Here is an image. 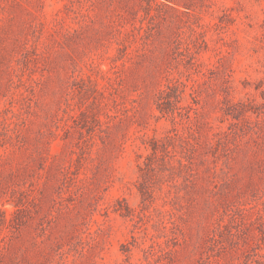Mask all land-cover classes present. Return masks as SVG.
Instances as JSON below:
<instances>
[{
    "label": "rangeland",
    "instance_id": "374dc122",
    "mask_svg": "<svg viewBox=\"0 0 264 264\" xmlns=\"http://www.w3.org/2000/svg\"><path fill=\"white\" fill-rule=\"evenodd\" d=\"M0 264H264V0H0Z\"/></svg>",
    "mask_w": 264,
    "mask_h": 264
}]
</instances>
